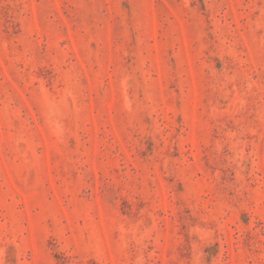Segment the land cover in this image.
Wrapping results in <instances>:
<instances>
[{
	"label": "rangeland",
	"instance_id": "374dc122",
	"mask_svg": "<svg viewBox=\"0 0 264 264\" xmlns=\"http://www.w3.org/2000/svg\"><path fill=\"white\" fill-rule=\"evenodd\" d=\"M0 264H264V0H0Z\"/></svg>",
	"mask_w": 264,
	"mask_h": 264
}]
</instances>
